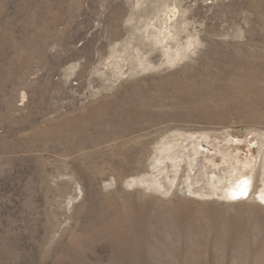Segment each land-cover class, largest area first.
<instances>
[{"label":"rangeland","instance_id":"374dc122","mask_svg":"<svg viewBox=\"0 0 264 264\" xmlns=\"http://www.w3.org/2000/svg\"><path fill=\"white\" fill-rule=\"evenodd\" d=\"M263 192L264 0H0V264H264Z\"/></svg>","mask_w":264,"mask_h":264},{"label":"bare ground","instance_id":"6f19581e","mask_svg":"<svg viewBox=\"0 0 264 264\" xmlns=\"http://www.w3.org/2000/svg\"><path fill=\"white\" fill-rule=\"evenodd\" d=\"M165 38H166V36L164 34L157 35L154 38V41L157 44H159V43H162ZM175 59H176V57L174 58V60ZM22 99H24V95H22ZM192 156H193L192 153L191 154L187 153L184 156V161L186 160L189 164H191L192 162L195 161V159H192ZM189 167H191V166H189ZM234 171L236 172L237 170L235 169ZM240 178H241L240 174H235V176L233 177L232 183H231V187H229V189L227 191L224 190L225 191L224 193L227 196H229L230 198H232L233 200L242 199L241 196H242V194L244 192H246L248 194V188H247V186L249 185L247 183L248 179H242L240 181ZM127 184H135V185L141 186V187H143L145 189H147V188L152 186V184L150 185L149 183L145 182L144 180H131V181H128ZM153 187H154L153 189H158L156 186H153ZM256 200L259 203H263L264 204V192L261 193L259 196H257Z\"/></svg>","mask_w":264,"mask_h":264},{"label":"water","instance_id":"95a60500","mask_svg":"<svg viewBox=\"0 0 264 264\" xmlns=\"http://www.w3.org/2000/svg\"><path fill=\"white\" fill-rule=\"evenodd\" d=\"M247 193L246 192H244L243 194H242V196L241 197H243V198H245L247 195H246Z\"/></svg>","mask_w":264,"mask_h":264}]
</instances>
